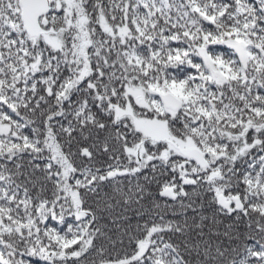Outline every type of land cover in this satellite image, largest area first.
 I'll use <instances>...</instances> for the list:
<instances>
[{
    "label": "snow or ice",
    "instance_id": "obj_1",
    "mask_svg": "<svg viewBox=\"0 0 264 264\" xmlns=\"http://www.w3.org/2000/svg\"><path fill=\"white\" fill-rule=\"evenodd\" d=\"M0 264H264V0H0Z\"/></svg>",
    "mask_w": 264,
    "mask_h": 264
}]
</instances>
